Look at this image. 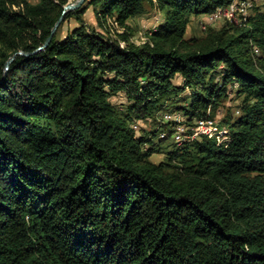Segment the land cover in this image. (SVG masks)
I'll use <instances>...</instances> for the list:
<instances>
[{
  "label": "trees",
  "instance_id": "16d2710c",
  "mask_svg": "<svg viewBox=\"0 0 264 264\" xmlns=\"http://www.w3.org/2000/svg\"><path fill=\"white\" fill-rule=\"evenodd\" d=\"M231 1L86 0L63 19L78 26L4 71L71 0H0V264H264V4L184 37L190 14ZM90 5L98 26L123 31L90 27ZM145 5L163 21L136 44L126 21ZM229 84L240 101L218 122L222 140L132 128L172 98L206 116Z\"/></svg>",
  "mask_w": 264,
  "mask_h": 264
},
{
  "label": "rangeland",
  "instance_id": "374dc122",
  "mask_svg": "<svg viewBox=\"0 0 264 264\" xmlns=\"http://www.w3.org/2000/svg\"><path fill=\"white\" fill-rule=\"evenodd\" d=\"M74 0H71V2ZM264 4V0H254V5H261ZM95 8L90 5L85 12L82 14V18L84 22H86L90 27H93L95 30L100 31L104 33L107 36H114L117 33H120L123 31V28L118 26L113 19H107L106 23L103 27H100L97 25L96 22V13ZM97 10V9H96ZM205 19V14H190L189 15V22L184 34L185 38H190L193 36H203L208 28H219L223 25L222 21H218L214 24L207 25L205 29H202L201 22H203ZM163 21V13L156 9L151 8L147 5H145L144 12L138 16L129 18L126 22L128 24V30L130 33V40L135 42L136 44H140L141 42L145 41L147 39L148 33L155 29L157 25ZM78 26V21L75 17H70L67 20L63 21V23L58 27L56 32V37L59 39H62L65 37L66 33ZM173 82L176 85H179L181 83V77L176 76L173 80ZM228 91H227V97L221 102L219 106L213 111L210 109V106H207L206 108V114L208 115L211 110L214 114V119L218 123L219 120H221L226 114L227 110L229 108L230 113L232 116H235V110L236 105L239 104L240 98L236 97L233 90L235 89V86L231 88L230 84L227 85ZM187 94V90L179 93L176 98L180 99V97ZM110 100L115 104H122L124 105L125 97L124 94L121 92H118L114 96L110 98ZM183 105L182 102L177 101V99H173L166 102L165 106L160 109V111H157L155 120L152 118L145 119V120H139L136 121L134 124L137 125L136 134H145L149 133L152 130H160V128L163 127L161 124V116L163 119V114L165 113H179L181 117L184 118V116H188L184 113L182 110H177L176 107ZM189 117V116H188ZM159 133V132H158ZM223 138V137H222ZM171 139V138H170ZM221 139V137H220ZM157 134L153 137V142L157 143ZM172 140V139H171ZM222 140V139H221ZM170 142V140L165 141L162 143L161 147H165V145ZM146 147V145H145ZM163 159L162 153H154L151 155L150 160L157 163L160 160Z\"/></svg>",
  "mask_w": 264,
  "mask_h": 264
},
{
  "label": "built area",
  "instance_id": "2783aa9c",
  "mask_svg": "<svg viewBox=\"0 0 264 264\" xmlns=\"http://www.w3.org/2000/svg\"><path fill=\"white\" fill-rule=\"evenodd\" d=\"M254 0H232L226 6L216 7L213 11L205 13V19L201 22L202 29L207 25L214 24L218 21H228L233 24H241L246 20ZM258 53V50L255 49ZM236 113L238 110L235 111ZM161 124L166 125V129L160 128L158 137L165 138L167 135L177 144L184 141L201 138L202 136L220 139L224 138L225 131L220 130L218 123L214 118L208 115L202 117H181L179 113H165L163 119L161 116ZM133 129H137L136 124H132Z\"/></svg>",
  "mask_w": 264,
  "mask_h": 264
},
{
  "label": "water",
  "instance_id": "95a60500",
  "mask_svg": "<svg viewBox=\"0 0 264 264\" xmlns=\"http://www.w3.org/2000/svg\"><path fill=\"white\" fill-rule=\"evenodd\" d=\"M86 0H74L68 4H66L61 12V15L58 17V19L55 21L54 25L52 26V28L50 29V33L49 35L47 36V38L45 39L44 43L39 46L38 48H36L35 50H33L32 52H24L22 50H19L15 53H13L4 63V71H7L10 63L14 60V58L17 56V55H28L30 53H37V52H40L42 50H44L48 44L50 43L53 35L56 33L58 27L60 26V24L63 22V19H64V16L69 13V12H72L76 9H78L79 7H81V5L83 3H85Z\"/></svg>",
  "mask_w": 264,
  "mask_h": 264
}]
</instances>
